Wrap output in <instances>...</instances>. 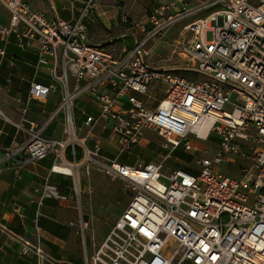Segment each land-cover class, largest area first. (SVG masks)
Wrapping results in <instances>:
<instances>
[{
  "label": "built area",
  "instance_id": "1",
  "mask_svg": "<svg viewBox=\"0 0 264 264\" xmlns=\"http://www.w3.org/2000/svg\"><path fill=\"white\" fill-rule=\"evenodd\" d=\"M177 1L184 6L172 12ZM93 2L85 0L79 18L67 21L47 19L28 0H0L10 15L9 24L0 23V40L15 35L20 48L36 43L38 64L49 66L54 81L32 82L28 101L43 100L59 83L61 101L50 120L60 113L64 120L63 136L49 137L28 116V106L21 108L14 125L30 135L8 155L35 161L52 155V171L67 176L74 173L57 167L98 164L113 178L130 182L133 198L91 254L85 244L83 264H264V0H199L191 7L186 0L162 1L136 24L141 35L122 56L88 40L82 18ZM185 20L184 39L177 42L185 59L182 69L198 79L149 62V42ZM5 55L0 44V57ZM156 84L165 95L153 108L139 95L152 99ZM81 96L97 109L95 115L83 113L84 135L74 112ZM101 121L111 124L120 154L131 153L152 130L170 152L192 151L191 136H214L216 147L212 156L196 158L197 172H169L163 161L127 165L103 154L101 142L92 143V128ZM205 121L202 135L198 128ZM238 159L236 175L217 168ZM41 197L68 198L48 180ZM0 228L37 264H60L40 240L1 223Z\"/></svg>",
  "mask_w": 264,
  "mask_h": 264
},
{
  "label": "crops",
  "instance_id": "2",
  "mask_svg": "<svg viewBox=\"0 0 264 264\" xmlns=\"http://www.w3.org/2000/svg\"><path fill=\"white\" fill-rule=\"evenodd\" d=\"M84 1L28 0V3L33 10L43 12L49 20L72 21L79 18ZM162 1L165 0H94L89 16L82 18L88 40L103 45L117 56L126 54L133 48L135 36L141 35L136 24L146 21ZM185 3L188 7L194 5L191 0ZM183 6L184 3L177 1L176 7L171 10L175 12ZM9 21L8 10L0 7V23L6 25ZM0 44L6 46V55L0 57V110L4 114L0 116V223L21 236L33 241L40 240L45 251L57 258L60 264H83L85 244L89 254L92 247H88L87 240L82 236V219L75 201V180L52 171V155L38 161L28 160L19 154L8 155L9 148H15L30 135L14 125V122L20 121L21 108L25 106H28V116L44 128V135L63 136V113L50 120V115L61 101L62 89L56 83V90L49 91L43 100L28 101L32 82L45 85L54 82L49 66H39L36 43L20 48L15 35H11L6 40H0ZM155 88L152 99L139 95L153 108L165 95L160 85L156 84ZM74 112L76 124L84 135L88 127L84 125L86 115L83 113L95 115L97 109L88 96H81L75 101ZM110 127L109 122L103 121L95 125L92 128V143L101 142L103 154H106V148L107 153L118 162L136 165L120 161L118 156L121 154L114 151L117 144ZM83 128H86L85 132ZM175 158L181 161L179 168H190L188 161ZM93 177L91 184L95 182L101 187L109 183L111 192L122 186L119 178ZM46 180L57 185L61 194L68 197L67 200L42 198L41 191ZM0 264H37V260L32 255L21 254L18 244L11 241L0 228Z\"/></svg>",
  "mask_w": 264,
  "mask_h": 264
},
{
  "label": "rangeland",
  "instance_id": "3",
  "mask_svg": "<svg viewBox=\"0 0 264 264\" xmlns=\"http://www.w3.org/2000/svg\"><path fill=\"white\" fill-rule=\"evenodd\" d=\"M191 1L194 5L199 2V0ZM203 15L205 14L203 13L200 16ZM188 21L189 20H185L176 23L174 26L167 29L163 35L158 36L149 42L148 47L152 49L149 56V62L155 65V67L170 68L181 75L198 79V76L182 69V66H185V59L179 54L180 50L177 46V42L184 39L185 35L182 34L184 31L183 26ZM210 37L211 33H208V38ZM234 98L235 94H232L231 100H234ZM83 130L85 132L86 128H83ZM191 139L195 146L194 149L189 152L190 170L197 172L198 166L195 162L196 158L212 156L216 147V138L213 136L209 137L207 140H203L191 136ZM106 150L107 149L105 148V155H108L113 159L114 157L108 154ZM114 151L120 153L117 147H115ZM118 158L120 161L136 164V166L139 163H147L149 161H163L166 171L169 172L181 166V161L176 159L170 152L169 147L166 146L164 138L153 130L146 133L145 139L135 146L131 153H122ZM241 165L242 161L241 159H238L235 162L230 163L221 162L217 165V168L224 174L236 175L240 172L239 168ZM93 175H102L107 178L115 179L105 168H103V166L98 164H81L78 167L77 172L71 176L73 180H75V201L82 219V236L87 240L86 243L88 247L91 246L92 249L94 248L92 245L93 242H96L97 244L102 242L104 236L108 233L111 227H113L117 218L120 217L131 198H133L132 186L128 180L119 178L118 180L121 181L122 186L111 192L109 183H105L101 187L97 186L95 182L91 184V180L94 178ZM85 189H87L86 193ZM92 249H90L91 253L93 251Z\"/></svg>",
  "mask_w": 264,
  "mask_h": 264
},
{
  "label": "trees",
  "instance_id": "4",
  "mask_svg": "<svg viewBox=\"0 0 264 264\" xmlns=\"http://www.w3.org/2000/svg\"><path fill=\"white\" fill-rule=\"evenodd\" d=\"M171 153H172L175 157H177V158H180V159L186 160V161H188V162H189V160H190V154L184 152L181 148H176V149H174ZM79 157H80V153H79ZM182 169H183V168H182ZM183 170L188 171V172H193V171L190 170V168L183 169Z\"/></svg>",
  "mask_w": 264,
  "mask_h": 264
},
{
  "label": "bare ground",
  "instance_id": "5",
  "mask_svg": "<svg viewBox=\"0 0 264 264\" xmlns=\"http://www.w3.org/2000/svg\"><path fill=\"white\" fill-rule=\"evenodd\" d=\"M207 128H208V122L205 121V122H203V123L201 124V126L198 128V131H199L202 135H204V134H206ZM57 170H65V171H67V172L71 171V172L74 173V174H75V172H77V170L62 169V168H59V167H57Z\"/></svg>",
  "mask_w": 264,
  "mask_h": 264
}]
</instances>
